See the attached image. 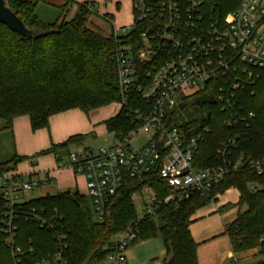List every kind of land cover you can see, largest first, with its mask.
I'll list each match as a JSON object with an SVG mask.
<instances>
[{
    "label": "built area",
    "instance_id": "2783aa9c",
    "mask_svg": "<svg viewBox=\"0 0 264 264\" xmlns=\"http://www.w3.org/2000/svg\"><path fill=\"white\" fill-rule=\"evenodd\" d=\"M218 1L131 0L132 24L115 26L113 33L122 41L116 53V103L130 127L112 132L108 144L84 147L71 152L68 162L58 163L59 168L70 167L85 176L97 221H103L107 204L126 178H147L131 194L133 201L142 200L143 209L109 246L106 260L111 263L128 264L126 251L137 241L142 220L154 217L162 204L178 206L194 192H208L231 173L264 177V156L235 155L240 133L218 147L223 164L202 169L194 165L195 152L208 130L197 120L215 103L228 115L229 125L249 127L256 113L247 109L243 93L255 95L250 87L258 71L264 72V0H241L225 15L217 13ZM204 95L211 102L180 108ZM54 182L49 173L43 177L0 174L1 230L15 264H24L25 251L16 243L20 221L54 227L44 208L27 204L26 195ZM246 185L252 193L262 188L257 181ZM35 264H65V259L59 251L53 260Z\"/></svg>",
    "mask_w": 264,
    "mask_h": 264
},
{
    "label": "trees",
    "instance_id": "16d2710c",
    "mask_svg": "<svg viewBox=\"0 0 264 264\" xmlns=\"http://www.w3.org/2000/svg\"><path fill=\"white\" fill-rule=\"evenodd\" d=\"M40 1V0H38ZM38 1L9 0L10 7L31 28L44 34L23 40L19 34L0 23V120L3 130H11L15 118L27 115L33 130L49 128L50 118L70 109L86 113L116 102L118 99L117 47L121 38L103 35L88 25L90 3H79L71 20L44 22L36 13ZM72 3L71 0H66ZM241 0H219V15L233 11ZM255 90L243 93L247 109L256 113L249 127L231 126L228 115L218 104H210L207 114L197 121L207 127L204 140L195 152L194 165L202 169L223 164L217 149L229 137L239 135V149L251 158L264 156V72L258 71ZM108 132H126L129 118L118 112L104 121ZM85 138L75 135L53 144L45 153H54L59 161L68 156V148ZM24 158L14 155L0 161V174L15 172ZM146 177L125 179L123 186L107 204L103 221L94 219L88 196L66 190L32 198L29 206L44 208L46 219L53 228H40L33 221H20L16 243L25 251L24 264L53 260L62 251L65 264H98L107 259L115 236L124 231L138 215L133 191L140 189ZM248 181H257L262 188L252 193ZM229 188L240 192L238 205L246 206L226 229L234 253L259 249L264 264V177L250 172L224 176L208 192H194L180 205L164 203L156 215L141 222L138 240L159 237L166 250V264H198L197 245L189 226L195 211L213 201ZM3 201L0 199V264H15L6 235L1 230ZM32 247V251H28Z\"/></svg>",
    "mask_w": 264,
    "mask_h": 264
},
{
    "label": "crops",
    "instance_id": "0c3cea01",
    "mask_svg": "<svg viewBox=\"0 0 264 264\" xmlns=\"http://www.w3.org/2000/svg\"><path fill=\"white\" fill-rule=\"evenodd\" d=\"M107 107L96 109L103 111L96 113L97 115L93 116L92 120L89 115L95 110L86 113L79 108L70 109L52 116L49 128L38 130L32 129L30 118L27 115L15 118L11 130H3L4 123H0V145L1 137L5 134L10 133L12 138V144L8 143L12 150L10 157L4 159L1 157L0 146V161H6L14 155H19L24 159L17 165L16 173L35 177H43L49 173L55 182L38 188L37 191H40L38 197L66 190L78 191L80 194L87 195L85 176L75 173L70 167L59 168L57 156L44 151L53 144L62 143L75 135H83V137H86L88 133L100 136L105 133L110 135L104 121L115 116L119 112V107H116L112 113L106 111ZM84 141L85 138L79 143L71 144L69 148L74 146L76 148L74 150L68 148V152H75L84 147H93L84 146ZM62 161L68 162V156L66 155ZM79 184L82 186V191L79 190ZM239 199V190L229 188L223 194L218 195L216 201L197 209L191 217L192 222L189 229L197 245L198 264H230L232 262L257 264L259 261L256 258L250 260L254 254L249 251L234 253L230 238L226 233L229 223L237 218L240 210L246 208V206L238 205ZM126 256L128 264H166V250L159 237L136 241L128 248ZM98 264L115 263L105 260Z\"/></svg>",
    "mask_w": 264,
    "mask_h": 264
},
{
    "label": "rangeland",
    "instance_id": "374dc122",
    "mask_svg": "<svg viewBox=\"0 0 264 264\" xmlns=\"http://www.w3.org/2000/svg\"><path fill=\"white\" fill-rule=\"evenodd\" d=\"M38 1V0H31ZM72 3L66 2V0H40L37 3L36 13L40 19L44 22H54L58 19L71 20L77 11V5L79 3H90L91 2V13L88 15V25L98 29L103 35L111 36L114 33V27L131 25L132 24V3L131 0H109V3L106 0H71ZM119 3V4H117ZM116 102L108 105L106 109L107 112H114L115 108L118 107ZM114 107V108H113ZM114 109V110H113ZM103 110H95L90 113L91 120L97 115L96 113ZM94 116V117H93ZM0 123L2 121L0 120ZM112 134H104L103 136L95 135L93 133H88L85 137L84 146H101L108 144L111 140ZM10 133L5 134L1 137V149H2V158H9L12 150L9 148L11 142ZM12 146V145H11ZM76 147H70V150H74ZM33 190L26 195V198L32 199L37 198L40 194V191ZM79 190L82 191V186L79 184ZM133 200V199H132ZM89 206L93 212L94 219L96 220L95 213L93 211V205L90 198H88ZM134 205L137 215L141 213L143 209L142 200L134 199ZM118 236V234L115 236ZM248 252V251H247ZM249 252L253 253L250 257V260L255 258L260 260L262 255L259 249L250 250Z\"/></svg>",
    "mask_w": 264,
    "mask_h": 264
},
{
    "label": "water",
    "instance_id": "95a60500",
    "mask_svg": "<svg viewBox=\"0 0 264 264\" xmlns=\"http://www.w3.org/2000/svg\"><path fill=\"white\" fill-rule=\"evenodd\" d=\"M0 23L9 27L12 31L20 35L23 40L37 39L44 34V31L39 28L29 27L18 15L17 11L10 7L9 0H0ZM209 103L211 99L209 95L190 99L182 103L180 108L197 105L199 103ZM168 264H174L170 261Z\"/></svg>",
    "mask_w": 264,
    "mask_h": 264
}]
</instances>
